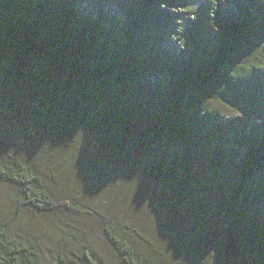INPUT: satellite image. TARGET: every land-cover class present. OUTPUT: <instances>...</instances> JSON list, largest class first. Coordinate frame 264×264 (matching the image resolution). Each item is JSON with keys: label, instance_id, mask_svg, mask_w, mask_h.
I'll use <instances>...</instances> for the list:
<instances>
[{"label": "trees", "instance_id": "1", "mask_svg": "<svg viewBox=\"0 0 264 264\" xmlns=\"http://www.w3.org/2000/svg\"><path fill=\"white\" fill-rule=\"evenodd\" d=\"M115 6L106 0H0V48L14 76L31 88L21 111L24 137L68 146L81 131L124 122L138 133L145 171L169 177L175 162L150 149L188 141L207 124L209 101L235 105L243 90L238 77L264 66V0H121ZM183 12L186 21L177 26ZM226 130L221 136L232 139ZM239 142L244 150L225 217L235 214L249 180L264 173V118L247 123ZM185 150L188 156L190 146ZM0 182L15 183L20 201L30 206L56 207L54 192L30 161L0 154ZM224 224L230 225L212 226L210 237L229 247L231 229ZM104 227L123 264H181L184 252L195 251L181 231L171 234L178 246L169 252L150 239L134 245L131 225ZM83 261L95 264L88 254ZM0 264L67 262L61 254L44 261L0 215Z\"/></svg>", "mask_w": 264, "mask_h": 264}, {"label": "rangeland", "instance_id": "2", "mask_svg": "<svg viewBox=\"0 0 264 264\" xmlns=\"http://www.w3.org/2000/svg\"><path fill=\"white\" fill-rule=\"evenodd\" d=\"M119 1L106 0L116 6ZM187 15H177V26ZM238 79L243 90L235 105L209 101L207 124L181 142L187 141L184 146L150 149L176 166L169 177L152 176L143 166L138 133L124 122L96 133L81 131L68 146L27 142L21 111L31 88L14 76L0 48V154L35 164L56 198L54 209L42 210L20 201L15 183L0 182V215L9 231L33 242L46 262L61 254L67 264H86L88 254L95 264H123L110 245L107 223L131 225L138 247L150 239L169 252L178 246L171 234L186 233L195 251L184 252L181 264L192 258L197 264H264V173L249 180L233 205L235 214L225 217L237 178L234 167L244 150L239 135L247 123L264 118V66ZM226 128L232 139L221 136ZM223 221L230 223L224 224L231 229L229 247L214 245L210 237L212 226Z\"/></svg>", "mask_w": 264, "mask_h": 264}]
</instances>
